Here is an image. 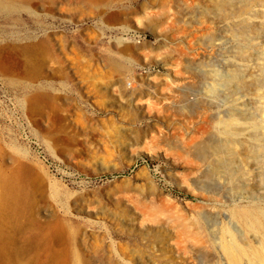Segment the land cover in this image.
<instances>
[{
	"label": "rangeland",
	"instance_id": "1",
	"mask_svg": "<svg viewBox=\"0 0 264 264\" xmlns=\"http://www.w3.org/2000/svg\"><path fill=\"white\" fill-rule=\"evenodd\" d=\"M76 1L0 11L19 71L0 69V157L43 162L88 264H249L227 245L264 238V214L261 230L238 214L264 211V0ZM42 39L31 77L23 46ZM38 87L57 101L31 111ZM144 166L156 186L123 184Z\"/></svg>",
	"mask_w": 264,
	"mask_h": 264
},
{
	"label": "bare ground",
	"instance_id": "2",
	"mask_svg": "<svg viewBox=\"0 0 264 264\" xmlns=\"http://www.w3.org/2000/svg\"><path fill=\"white\" fill-rule=\"evenodd\" d=\"M101 1L77 0L75 5L81 13H86V8ZM17 6L27 10L34 18L39 15L33 0H0V11ZM10 12L5 17L20 20V13ZM23 47H26L29 74L31 77L38 76L43 71L44 58L50 54L47 41L42 39ZM8 58L10 56L6 54L5 48L0 46L1 72L7 74L10 80H15L19 73L18 67ZM23 100L29 110L36 111L55 105L57 98L38 87L25 92ZM46 137L48 142L58 145L57 138H51V135ZM121 179L128 187L157 185L156 175L148 166L135 173H127ZM61 191L59 183L50 175L43 162L27 151L0 157V264H88L82 252L76 246L72 247L73 231L66 220L57 209L47 207L48 193L59 194ZM238 214L249 227L261 230L260 216L264 211L255 212L246 207L238 209ZM230 247L237 258L248 254L249 264H264V238L258 246L252 241L245 246L235 238L227 245V248Z\"/></svg>",
	"mask_w": 264,
	"mask_h": 264
}]
</instances>
